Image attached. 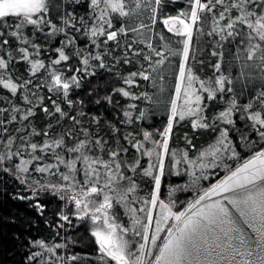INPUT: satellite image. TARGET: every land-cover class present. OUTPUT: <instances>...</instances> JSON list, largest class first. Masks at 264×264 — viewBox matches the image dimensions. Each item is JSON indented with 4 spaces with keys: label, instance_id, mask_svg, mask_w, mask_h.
<instances>
[{
    "label": "snow or ice",
    "instance_id": "6c2138e0",
    "mask_svg": "<svg viewBox=\"0 0 264 264\" xmlns=\"http://www.w3.org/2000/svg\"><path fill=\"white\" fill-rule=\"evenodd\" d=\"M0 264H264V0H0Z\"/></svg>",
    "mask_w": 264,
    "mask_h": 264
},
{
    "label": "trees",
    "instance_id": "16d2710c",
    "mask_svg": "<svg viewBox=\"0 0 264 264\" xmlns=\"http://www.w3.org/2000/svg\"><path fill=\"white\" fill-rule=\"evenodd\" d=\"M210 51H211L210 48L205 47V48H204V52H203V56H204V57H208V56L210 55ZM209 71H210V69H209ZM155 119H156V121H157V125H159L160 117H157V118H155Z\"/></svg>",
    "mask_w": 264,
    "mask_h": 264
}]
</instances>
